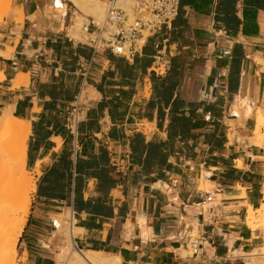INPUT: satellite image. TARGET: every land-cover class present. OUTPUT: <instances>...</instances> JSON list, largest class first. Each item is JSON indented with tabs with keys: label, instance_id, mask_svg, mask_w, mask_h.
<instances>
[{
	"label": "crops",
	"instance_id": "obj_1",
	"mask_svg": "<svg viewBox=\"0 0 264 264\" xmlns=\"http://www.w3.org/2000/svg\"><path fill=\"white\" fill-rule=\"evenodd\" d=\"M59 1L17 0L23 22L0 24V114L30 123L36 184L19 264H57L72 211L68 235L98 264H259L262 230L247 216L264 198V149L250 141L264 113V0H181L134 60L72 37Z\"/></svg>",
	"mask_w": 264,
	"mask_h": 264
},
{
	"label": "bare ground",
	"instance_id": "obj_2",
	"mask_svg": "<svg viewBox=\"0 0 264 264\" xmlns=\"http://www.w3.org/2000/svg\"><path fill=\"white\" fill-rule=\"evenodd\" d=\"M0 1L5 2L7 12L4 17L6 18L10 13L9 9L13 0ZM62 1L69 2L74 8L73 17L71 19L72 24L69 26V34L76 39H83V28L88 25L91 19H94L96 23L104 19L109 0L106 2L103 0ZM118 5L128 13L131 12V0H118ZM66 8L67 4H64V9ZM23 16L24 12L21 10L16 13V18L18 19L22 20ZM3 79V75H0V80ZM21 82L22 81L18 80L15 83V86H19ZM83 95H85V93H83L82 96ZM235 111L245 118L253 115V108L244 102H241L240 105L238 104V106L235 107ZM30 131V123L15 117L11 108L5 109L0 114L1 264H16L17 243L30 214L32 204L31 194L36 189V184L32 178H30L27 170L26 161L27 142ZM250 141L252 145L264 149V113H257L256 129L254 136L250 138ZM247 224L251 230H262L263 232L262 247L260 249H255L250 256H253L254 258L255 256L264 257V198L262 204L257 209H254L252 206L249 207ZM62 225L63 221L62 224L57 223L58 229L61 230L64 226ZM69 238V246L62 248L56 257L57 264H68L69 262L78 264H98L97 261L100 255L79 252L72 240V232H70Z\"/></svg>",
	"mask_w": 264,
	"mask_h": 264
},
{
	"label": "built area",
	"instance_id": "obj_3",
	"mask_svg": "<svg viewBox=\"0 0 264 264\" xmlns=\"http://www.w3.org/2000/svg\"><path fill=\"white\" fill-rule=\"evenodd\" d=\"M131 12L118 5V0H109L106 15L96 23L91 19L83 30L89 36L95 50H108L113 55L126 60H134L144 47L147 37L164 26L171 25L180 12L181 0H131ZM158 66L154 70L160 73ZM80 123V105L72 110V126L76 129ZM145 132L146 126L139 125ZM114 166L118 167L115 161ZM74 212L71 213L70 227Z\"/></svg>",
	"mask_w": 264,
	"mask_h": 264
},
{
	"label": "rangeland",
	"instance_id": "obj_4",
	"mask_svg": "<svg viewBox=\"0 0 264 264\" xmlns=\"http://www.w3.org/2000/svg\"><path fill=\"white\" fill-rule=\"evenodd\" d=\"M16 2H17V0H13L12 1V4H11V7H10V9H9V11H10V13H9V15H8V17H4V15L6 14V12H7V10H6V5H5V2L4 1H0V20L2 21H0V24H3L4 23V21H6V20H10V19H14L16 22H18V23H22L23 22V19L21 20V19H18V18H16V14H15V16H12L11 15V13L12 12H18L20 9H22V8H20V9H16L15 8V4H16ZM68 11H69V16H68V22H70V19H71V16H72V14H73V11H74V8H73V6H71V4L70 3H68ZM82 32V31H81ZM149 35V33H145V37H147ZM85 39H87V36L85 35ZM81 107V106H80ZM256 110H259L260 111V109H258V108H256ZM254 119L256 118V114L254 115V116H252ZM245 121V119H243V118H241V119H239V123H243ZM144 125L146 126V128H145V133H148L149 132V125L147 124V123H144ZM29 175H30V178H32V180L34 181V183H35V179H34V176H33V174H31L30 172H29ZM33 194V193H32ZM32 194H31V199H32ZM62 216H63V218H64V222H65V226H64V229L65 230H63L62 232H60V234H66L67 235V239L69 240V235H68V233H69V230H70V220H71V215H70V213L69 212H66V213H64V214H62ZM262 235H263V232H262ZM262 245H263V240H262ZM258 257H260V256H258ZM262 257V256H261ZM259 264H264V258L262 257V258H260L259 259ZM1 264V263H0ZM16 264H19V262H18V259H17V255H16Z\"/></svg>",
	"mask_w": 264,
	"mask_h": 264
}]
</instances>
